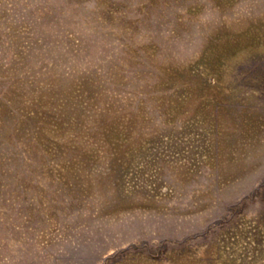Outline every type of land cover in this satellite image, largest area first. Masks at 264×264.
Here are the masks:
<instances>
[{"label": "rangeland", "instance_id": "obj_1", "mask_svg": "<svg viewBox=\"0 0 264 264\" xmlns=\"http://www.w3.org/2000/svg\"><path fill=\"white\" fill-rule=\"evenodd\" d=\"M0 264H264V0H0Z\"/></svg>", "mask_w": 264, "mask_h": 264}]
</instances>
